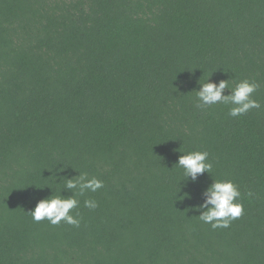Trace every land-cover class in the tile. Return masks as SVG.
Masks as SVG:
<instances>
[{
    "label": "trees",
    "instance_id": "16d2710c",
    "mask_svg": "<svg viewBox=\"0 0 264 264\" xmlns=\"http://www.w3.org/2000/svg\"><path fill=\"white\" fill-rule=\"evenodd\" d=\"M208 78L261 107H198ZM193 150L212 171L182 180ZM79 173L104 184L79 227L35 222ZM227 179L244 211L213 229ZM0 264H264V0H0Z\"/></svg>",
    "mask_w": 264,
    "mask_h": 264
},
{
    "label": "clouds",
    "instance_id": "9594fccd",
    "mask_svg": "<svg viewBox=\"0 0 264 264\" xmlns=\"http://www.w3.org/2000/svg\"><path fill=\"white\" fill-rule=\"evenodd\" d=\"M259 88V84L248 78L242 79L231 87L228 80H221L219 84L211 82L201 83L197 90L198 107L206 108L216 104L231 105L228 114L232 117L242 116L252 109H259L261 104L253 98V93ZM229 89V94H224V90ZM177 161V165L183 169L182 180L191 179L195 181L198 174L204 172L211 173L213 164L209 160V153L199 150L182 152ZM76 179L68 178L63 189L69 190L72 195H50L40 199L34 209L30 211L32 219L40 222L47 219L52 225H57L61 221L66 224L79 227L80 218L77 212L74 216L71 210L78 208V196H83L86 191L96 192L103 188V181L95 176L89 178L87 173H79ZM251 193H249V196ZM206 199L200 205L199 219L205 223H210L213 229L228 228L231 222L240 216L244 211L241 201V192L238 185L230 180H214L205 189ZM84 205L89 209L96 208L97 202L86 199Z\"/></svg>",
    "mask_w": 264,
    "mask_h": 264
}]
</instances>
